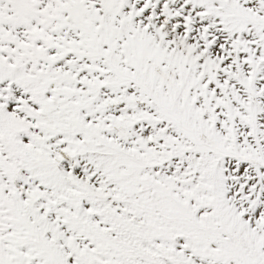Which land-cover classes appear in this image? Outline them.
<instances>
[{"label": "snow or ice", "instance_id": "6c2138e0", "mask_svg": "<svg viewBox=\"0 0 264 264\" xmlns=\"http://www.w3.org/2000/svg\"><path fill=\"white\" fill-rule=\"evenodd\" d=\"M0 264H264V0H0Z\"/></svg>", "mask_w": 264, "mask_h": 264}]
</instances>
